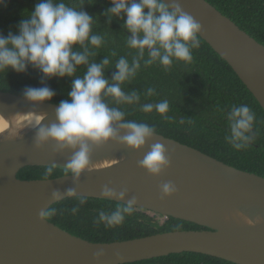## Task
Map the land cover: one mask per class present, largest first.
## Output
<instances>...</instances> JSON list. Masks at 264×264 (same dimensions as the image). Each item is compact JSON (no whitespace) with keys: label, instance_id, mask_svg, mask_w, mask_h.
I'll list each match as a JSON object with an SVG mask.
<instances>
[{"label":"water","instance_id":"95a60500","mask_svg":"<svg viewBox=\"0 0 264 264\" xmlns=\"http://www.w3.org/2000/svg\"><path fill=\"white\" fill-rule=\"evenodd\" d=\"M171 5L172 0H166ZM202 26L201 39L225 60L264 110V45L243 31L206 0H177ZM58 105L33 106L22 96L0 91V115L47 113L55 121ZM162 143L171 167L152 177L138 166L152 143ZM72 152L49 143L35 145V131L0 140V264H132L175 254L195 253L234 264H264V177L226 165L197 149L156 133L140 152L118 143L93 149V163H107L84 173L77 184L63 176L21 180L26 167L63 168ZM172 183L176 193L164 197L160 186ZM105 185L127 190L120 202L103 197ZM75 187L78 197L116 203L195 224L205 230L174 231L143 238L91 243L60 229L41 214L60 201L52 192ZM76 198V197H75ZM101 255L99 261L96 256Z\"/></svg>","mask_w":264,"mask_h":264},{"label":"clouds","instance_id":"9594fccd","mask_svg":"<svg viewBox=\"0 0 264 264\" xmlns=\"http://www.w3.org/2000/svg\"><path fill=\"white\" fill-rule=\"evenodd\" d=\"M4 3L5 0H0V5ZM111 3L112 7L104 15L109 23L113 17H126L123 27L131 33L126 43L135 51L131 61L127 56H120L114 64L107 56L100 62L90 59L103 46L104 37L93 31V17L83 11V7L77 9L65 0H38L34 10L26 13L19 23L18 33L0 34V71L25 73L31 66L45 78H72L68 99L60 101L56 107L54 122L45 124L47 113L37 112L16 114L12 120L27 118L24 127L35 131L37 148L53 143L60 153L70 150L72 156L64 171L77 184L84 173H91L97 167L92 162L94 148L118 143L140 152L156 137L155 127L126 119V111L113 105H138L143 113L155 111L166 120L171 119L166 115L170 110L166 99L141 103L140 92L125 91L122 87L137 76L141 61L145 67L158 62L165 68L174 60L189 63L193 59L192 50L198 49L201 43V24L177 0H172L171 5L166 0H111ZM109 66L116 70L111 79L105 75ZM81 68L83 74L77 75ZM22 95L31 105L40 106L52 101L55 92L47 86L28 87ZM154 95L155 88L145 89L146 98ZM227 120L230 134L225 137L226 141L236 150L246 148L255 139L253 110L247 104L233 105ZM16 136L14 128L9 139ZM138 166L152 177H160L171 167L167 149L162 143H152ZM52 172L53 167H49L45 175ZM160 190L169 198L177 191L172 183L162 184ZM102 194L104 198L120 202L128 195L126 189L117 191L108 185L103 187ZM65 196L78 197L76 188L52 192L54 201ZM83 203L81 199L80 204ZM135 204L133 198L127 204L118 203L112 211L100 210L94 223H103L107 228L120 226L133 214ZM71 211L76 213L78 207ZM48 214L51 213H42L41 219ZM100 259L101 255H97L96 260ZM118 259L123 264V258Z\"/></svg>","mask_w":264,"mask_h":264},{"label":"trees","instance_id":"16d2710c","mask_svg":"<svg viewBox=\"0 0 264 264\" xmlns=\"http://www.w3.org/2000/svg\"><path fill=\"white\" fill-rule=\"evenodd\" d=\"M224 16L231 19L243 31L264 45V0H206ZM38 0H5L0 5V34L18 33V26L26 13L34 10ZM66 3L82 8L93 17V31L104 37V44L90 59L100 62L106 56L114 64L120 56L129 61L135 51L129 49L126 38L131 36L124 27L126 17L108 18L104 13L112 7L111 0H65ZM200 47L192 50L193 59L189 63L173 61L167 68L158 62L143 66L137 76L125 83V91L141 93V103L166 99L170 110L166 120L156 113H143L138 105H113L126 111V119L145 122L156 128V133L178 141L238 170L264 177V110L252 93L242 83L230 65L223 60L203 39ZM116 53L112 56L111 53ZM147 59V54H145ZM115 68L109 66L105 75L111 79ZM83 74V68L77 75ZM72 78H45L43 74L29 66L27 72L14 70L0 71V91L23 97L25 88L43 86L54 90L52 101L58 105L68 99ZM153 87L156 95L146 98L145 89ZM247 104L255 113V139L244 149H234L225 139L230 134L227 113L233 105ZM49 167H26L18 173L21 180H50L66 176L63 168L53 167L51 175H45ZM83 199L85 203L80 204ZM118 203L108 200L76 197L65 199L53 205L46 219L70 233L91 243H113L155 234L174 231L205 230L195 224L165 218L161 224L154 217L157 214L134 207L122 225L107 228L96 224L99 211H112ZM78 207L73 213L71 209ZM154 215V216H151ZM132 264H234L221 259L195 253L175 254Z\"/></svg>","mask_w":264,"mask_h":264},{"label":"bare ground","instance_id":"6f19581e","mask_svg":"<svg viewBox=\"0 0 264 264\" xmlns=\"http://www.w3.org/2000/svg\"><path fill=\"white\" fill-rule=\"evenodd\" d=\"M31 112H17L13 113L9 116H3L0 115V140L4 138H9V134L13 131V129H16L17 136L20 135L25 130H28V128L24 127V125L27 124V118L25 117H17L15 120H12V117L16 114H28ZM95 164V163H94ZM96 168L105 167L108 164L107 163H96Z\"/></svg>","mask_w":264,"mask_h":264},{"label":"rangeland","instance_id":"374dc122","mask_svg":"<svg viewBox=\"0 0 264 264\" xmlns=\"http://www.w3.org/2000/svg\"><path fill=\"white\" fill-rule=\"evenodd\" d=\"M151 216H154V215H152L151 214ZM156 219H157V221L159 222V223H163L164 221H165V218L164 217H161V216H159V215H156V216H154Z\"/></svg>","mask_w":264,"mask_h":264},{"label":"flooded vegetation","instance_id":"af4514ba","mask_svg":"<svg viewBox=\"0 0 264 264\" xmlns=\"http://www.w3.org/2000/svg\"><path fill=\"white\" fill-rule=\"evenodd\" d=\"M162 217V216H161ZM165 218V217H164Z\"/></svg>","mask_w":264,"mask_h":264}]
</instances>
